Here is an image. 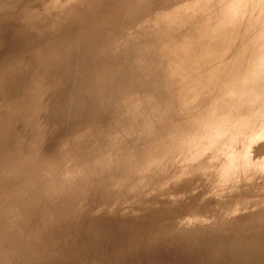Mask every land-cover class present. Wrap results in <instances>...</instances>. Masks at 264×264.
Masks as SVG:
<instances>
[{
  "label": "rangeland",
  "instance_id": "obj_1",
  "mask_svg": "<svg viewBox=\"0 0 264 264\" xmlns=\"http://www.w3.org/2000/svg\"><path fill=\"white\" fill-rule=\"evenodd\" d=\"M263 2L0 0V264L264 249Z\"/></svg>",
  "mask_w": 264,
  "mask_h": 264
},
{
  "label": "bare ground",
  "instance_id": "obj_2",
  "mask_svg": "<svg viewBox=\"0 0 264 264\" xmlns=\"http://www.w3.org/2000/svg\"><path fill=\"white\" fill-rule=\"evenodd\" d=\"M264 3V2H263ZM4 13V12H3ZM229 15H231V14H229ZM232 16V15H231ZM48 17H49V14H48ZM47 20V19H46ZM49 20V19H48ZM62 21V20H61ZM58 23V22H57ZM63 23V22H62ZM61 24V23H60ZM16 31V30H15ZM17 31H19V30H17ZM16 31V32H17ZM13 35V34H12ZM24 37V36H23ZM104 41V40H103ZM165 43V42H164ZM93 44V43H92ZM22 45V44H21ZM20 45V46H21ZM101 45H103V44H101ZM104 45H105V43H104ZM93 49V48H92ZM104 51V50H103ZM182 51V50H181ZM105 53V52H104ZM185 55V54H184ZM186 58H184V60H185ZM177 60V59H176ZM207 60V59H206ZM183 61V60H182ZM179 65H181V64H179ZM176 66V65H175ZM203 67V66H202ZM79 68V67H78ZM179 68V67H178ZM204 70V69H203ZM183 71V70H182ZM181 73V72H180ZM97 74V73H96ZM174 75L176 76V73H174ZM191 76V75H190ZM96 77V76H95ZM185 78V77H184ZM190 79V78H189ZM196 79V78H195ZM97 80V79H96ZM150 81V80H149ZM192 82V81H191ZM121 83V82H120ZM196 83V82H195ZM115 84V83H114ZM147 86V85H146ZM195 86V85H194ZM201 86V85H200ZM202 89V88H201ZM196 90V89H195ZM200 91V90H199ZM198 91V92H199ZM136 93H138V92H136ZM90 94V93H89ZM191 95V94H190ZM178 97H181V96H178ZM234 97V96H233ZM246 98V97H245ZM244 98V99H245ZM131 99V98H130ZM242 99H243V97H242ZM233 100H234V98H233ZM236 100H237V98H236ZM135 101V100H134ZM238 101V100H237ZM244 101V100H243ZM178 102H179V100H178ZM181 102V101H180ZM183 103V102H182ZM185 103V102H184ZM254 103V102H253ZM258 103V102H257ZM239 104V103H238ZM180 105H181V103H180ZM188 105V104H187ZM22 106H24V105H22ZM179 106V105H178ZM181 107V106H180ZM138 108V107H137ZM257 109V108H256ZM255 111V110H254ZM162 120V119H161ZM262 122H263V120H262ZM146 127V126H145ZM262 128V127H261ZM263 128H264V126H263ZM150 143V142H149ZM131 151V150H130ZM142 155V154H141ZM231 160H233V159H231ZM153 161V160H152ZM129 180V179H128ZM161 201V200H160ZM259 237H261V236H259ZM258 237V238H259ZM262 237H263V235H262ZM261 237V238H262ZM262 239H264V238H262ZM65 240V239H64ZM253 242H254V240H252ZM257 241H260V242H262L261 240H260V238L259 239H256L255 240V242L257 243ZM246 242V241H245ZM250 242H251V240H250ZM250 242H249V244H250ZM252 242V243H253ZM254 242V243H255ZM260 242H258L259 244H260ZM237 243V242H236ZM243 243V241L241 242V243H239V244H242ZM246 243H248V242H246ZM256 244V245H258V246H256L255 244L254 245H252L253 246V248H255V246H256V248L255 249H253L252 247H251V245H249L248 246V248L246 247L247 245H244L243 247L242 246H238V248H236L237 250L238 249H240L239 250V255H237V256H235L234 255V257L237 259V257H239L240 255H242L243 256V251H244V254L246 255L247 254V251H248V253L249 254H251V252H253L252 253V255L250 256V258H248L249 259V261H247L246 259H244V260H246V262H244L245 264L248 262V264L249 263H251V264H264V249H262L263 250V252H261L262 250H259V248L261 247V246H259V244ZM263 243H264V240H263ZM243 245V244H242ZM244 248V250L242 251L241 249L242 248ZM250 247V248H249ZM257 247H258V249H257ZM252 248V249H251ZM262 248H264V247H262ZM245 249H248L247 251L245 250ZM235 250V249H234ZM237 250L235 251L236 253H237ZM249 250L251 251V252H249ZM246 251V252H245ZM221 253V252H220ZM233 253V252H232ZM249 254H247L246 256L248 257V255ZM224 255V254H223ZM233 255V254H232ZM221 256V255H220ZM217 257V256H216ZM215 257V258H216ZM232 257V256H231ZM246 257V258H247ZM222 258V257H221ZM235 258H234V260H235ZM243 258V257H242ZM242 258H238L239 260H240V262L239 263H241V261L243 262V260H242ZM244 258H245V256H244ZM219 259H220V257H219ZM231 259V258H230ZM238 259H237V261H238ZM221 260V259H220ZM233 260V262H236V261H234ZM221 262V261H220ZM227 262V261H226ZM238 263V262H237ZM218 264V263H217ZM242 264V263H241Z\"/></svg>",
  "mask_w": 264,
  "mask_h": 264
}]
</instances>
